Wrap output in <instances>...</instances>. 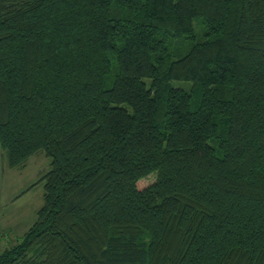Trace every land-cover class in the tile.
<instances>
[{
  "label": "trees",
  "instance_id": "16d2710c",
  "mask_svg": "<svg viewBox=\"0 0 264 264\" xmlns=\"http://www.w3.org/2000/svg\"><path fill=\"white\" fill-rule=\"evenodd\" d=\"M0 149V264H264V0H0Z\"/></svg>",
  "mask_w": 264,
  "mask_h": 264
},
{
  "label": "rangeland",
  "instance_id": "374dc122",
  "mask_svg": "<svg viewBox=\"0 0 264 264\" xmlns=\"http://www.w3.org/2000/svg\"><path fill=\"white\" fill-rule=\"evenodd\" d=\"M176 87L189 83L174 81ZM45 151L32 156L23 168L9 166L7 151L0 149V252L13 245L37 220L44 206L45 188L41 178L50 171Z\"/></svg>",
  "mask_w": 264,
  "mask_h": 264
}]
</instances>
